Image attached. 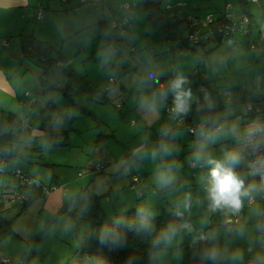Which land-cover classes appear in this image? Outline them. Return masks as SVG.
Returning a JSON list of instances; mask_svg holds the SVG:
<instances>
[{
  "label": "rangeland",
  "instance_id": "obj_1",
  "mask_svg": "<svg viewBox=\"0 0 264 264\" xmlns=\"http://www.w3.org/2000/svg\"><path fill=\"white\" fill-rule=\"evenodd\" d=\"M207 1H215V3L225 4L224 2L226 0ZM229 2L232 5L231 9H229L231 12H241L238 0H229ZM247 8L252 13L253 17H255L251 40L247 37L246 33L241 30H236L229 35V37L235 38L234 33H242L243 35H240L245 37L240 41L242 43V48H238V50H236V46L227 45V42L230 41L227 40L226 42L221 43L222 46L219 45L216 48L212 47L211 51L209 50V52H205L202 56L198 55L197 64L193 65L195 68L193 66L191 67V64H187L183 61V69H181V71L191 81L190 86L196 96L204 98V94L206 92L211 96L212 100L215 101V91L212 87L215 82L225 86L232 85L230 89L235 90L236 92L240 90L242 91L245 86H248V84L253 82L251 80L253 78H244L243 75H252L254 72L258 74V79L256 80L258 81V84H260V87L257 89V93H264V0H258L257 2H253L251 4L249 3L247 4ZM95 15L96 14L92 16L89 10H85V12L74 13L71 16V19L69 18V25L73 22L71 25L75 26V29L70 28L64 32L66 36H69L67 40L69 45L65 46V50H68L67 52H69L70 61L68 62L76 71V75L83 76L90 83L99 87V90H95L94 93L104 97V92L110 88V92H112L111 95L113 97L110 98V100H104L101 98L102 103L99 101L95 102L94 100H90L89 97L90 95L92 96L93 91L76 85L72 90V99L69 100V97L60 93L58 90L60 87H65V76L56 70H52V72L49 73L48 78L54 84V87L48 89L47 92L49 94V100L47 101H49L48 103L52 105L50 107H60L66 114L69 111L75 112L76 115L71 116L72 122H69L68 119L64 118L66 123L65 126H71L74 124L73 126L79 127L83 130V135L79 138L77 134L75 135L76 130H69L72 142L69 146L48 147L45 143H43V140L37 139L38 141H35L34 139L28 137L29 134L26 130H23L21 138H23L22 140L24 142L30 146H37L38 144L42 145L41 151L38 152V154L41 155V160L29 163L26 159L11 156V161L18 162V166L26 171H30V173L28 172L30 176L31 172L36 174L39 169H41L42 172L44 171L46 175L44 176L41 172L40 177L42 181L40 179L39 180L43 185L48 187L49 185L47 182L49 181L48 176L51 174V169L47 167L51 166L50 163L70 164L73 167H81L83 170L82 176L85 177L83 181H88L93 177H97V179L92 182L93 184L91 188L95 189L98 193L104 190L105 181L103 182L101 180V173H95L92 168H96L99 163L100 165L101 163L103 164L104 161L109 162V165L106 167L109 169H107L106 172L113 170L114 173L112 175H105H116L117 179L128 180L130 174H135V176L144 181V185L146 187L143 186L141 190L145 191V196L138 197L139 191L134 190L133 192L134 196L138 198V201L141 200V202H143V205L149 202L152 206H154L159 198L163 199L166 203L171 202L175 206L176 201L179 200L187 191H191L194 197L197 194L202 195V193L199 192V185L197 183V178L201 170L189 166L187 162L189 154L193 150L192 142L195 137L188 133V129L184 125V120L186 118H184L183 121H178L177 119L172 118V105H169L167 108H163L165 115H167V119L170 118V120H163V125L162 122L159 121V124L152 126V128H147L144 124L139 123V121L135 122L136 124L131 123V119H135L133 116H129L124 122L121 117L114 118V116H112V112L110 111L111 108L114 109L113 111H115L117 115L119 113L114 103L118 100V96L116 95L118 94L117 92L120 88L115 93V83H109L108 79L110 77H116L119 80L121 75L122 77H125L124 82L127 81V83L130 82V84H136L138 73L132 72V70L135 71L134 67L137 63L133 60L134 58L131 54L132 52H129V47H127L126 44H122L120 47L115 45V43L110 44L107 39L109 36H105L107 43L104 42L103 37L99 36V30L91 24V19L97 18ZM57 21V25L62 24V17ZM80 23L86 24V27H83ZM128 25L129 23H127V26ZM51 34L52 37L50 38H52L51 44L53 46V50L60 49L63 42L61 38L62 32H58L57 35L55 31H52ZM252 42H254L257 46L253 50L250 49V44ZM244 53L251 55L254 58V63L247 64L246 62H248L249 59L247 61V59L243 58L241 55ZM237 54H239L238 62L235 59V55ZM105 55H107V63L104 62ZM144 66H148L146 61L139 65V73L143 71ZM35 67L32 66L26 70V77H28V81L32 82L33 90L37 88V83L34 81L37 71ZM23 69V67H20L19 71H22ZM138 92H140V90L136 87L135 95ZM135 95L133 97H135ZM92 99L98 100L95 96H93ZM111 100H113V102ZM201 105H203V102H201ZM80 106L86 110H83ZM108 107L110 108L109 110ZM87 110L90 111L86 112ZM192 111L194 113L193 118L196 121L193 124L196 125L200 116L206 113L203 109L198 112L196 104H193ZM93 115H95V118ZM103 118H106L109 123L102 122L101 127H99L97 123L98 121L101 122ZM106 124L109 125L107 126ZM165 124H170L169 126L174 133V137L170 140V142L174 143L179 149L178 153L175 154L174 159L182 165V169L177 174V185L175 187H172L171 190L163 193L158 192V197H153L151 196V191L155 187L152 186L161 188L158 187L154 174L159 162L153 161L151 158H145L139 164L138 168H133L126 172L125 167L128 163V157L133 150L132 147L138 146L139 144L141 146L142 142L145 140L147 141L146 147L148 149L154 147L161 139V137L153 139L155 134L154 132L168 126ZM234 124H237V122L234 121ZM101 136L102 141L100 140L98 143H95V141L91 144L90 142H84L90 138L93 139ZM80 141L83 145H85V149L83 150H80L77 144L81 143ZM219 147L220 146L217 145V151H219ZM0 179L2 181L0 184H9L8 182H10V185H14L16 183V178L12 174H4ZM72 185H74V183ZM56 188H58V186L54 184L51 186V189L46 197L37 196L34 198L32 202H29L26 209L20 215H16L17 211L15 210H10L7 213L6 217L13 218V229L21 234L27 235L26 239L29 241L30 245L27 247L28 251L24 253V258L28 264H65V260L68 262L73 257H77L75 250L80 246H84L83 244L88 240V227H85L76 237L73 230L69 227L70 222L68 214H66L67 212L65 211L60 213V215H56L64 208V201L68 200L76 191L71 194L67 189L69 188L68 186H60L58 189L59 193L62 194L61 197L63 201H60L58 204L56 203L54 207H45L44 202L51 193L56 191ZM73 188H75V186ZM101 198L104 199V196L102 195L100 200ZM108 216H112L111 213H108ZM190 220L196 228H200L203 224L207 223L204 210L195 204L192 208ZM220 222L221 220L219 214H216L211 221L213 226H218ZM176 237H180L181 240L185 239L182 235L178 234L172 238V240ZM187 240H191V237L188 236ZM164 251L165 256L161 259L162 262H167L169 264H181V250H178L177 252L174 248ZM63 257L67 259L61 261ZM23 259H18V262H22ZM84 264H94V262L90 259V257H87L84 260Z\"/></svg>",
  "mask_w": 264,
  "mask_h": 264
},
{
  "label": "crops",
  "instance_id": "obj_2",
  "mask_svg": "<svg viewBox=\"0 0 264 264\" xmlns=\"http://www.w3.org/2000/svg\"><path fill=\"white\" fill-rule=\"evenodd\" d=\"M143 1L144 0H0V116H3V114H6L8 112L16 115L20 118L23 124V130H26L28 132V137L34 139L35 141L43 140V143H45V140L43 139V132L45 129H48L50 127L52 129H66L68 130V134L70 132L69 130H76L75 135L77 134L79 138L83 135L82 129L73 126L74 124L71 126H65V119L61 120V116H56L55 112L57 111V109L62 110V108H57L56 106V108L50 107L51 104L48 103L49 101H47L49 100V94L47 92L48 89H44V87L40 85L39 80H37L40 75L39 68L37 66L35 67L33 62H31L30 60L22 58L23 39H28L33 42V45L37 41L46 43L50 46L53 54L59 52L63 56V58L66 57L68 61H70L69 52H67L68 50H65V46L69 45V42L67 41L69 36H66L64 32L65 30L70 28L75 29V26L71 25L73 24V22L69 25V18L71 19V16L74 13L76 14L78 12H85V10H89L92 16L96 14L95 16L97 18H92L91 24L99 30V36L103 37L104 42L107 43L108 39V42L110 44L114 43V40L111 37L113 28L111 27L110 22H113V20L115 22H121L125 18L128 19L127 22L129 23V25H126L125 30L123 32H119L117 30L116 32L120 37V45L126 44L127 47H129V52H132L131 54L133 55V60L137 63V65L134 67L135 71L132 70V72L139 74V65L146 61L148 66L165 73V75L161 77V83L171 78L172 75L175 74V72H182L181 69H183V61L187 64H191L192 67L194 64H197L198 55L202 56L205 52H209V50L211 51L212 47L216 48L217 46L221 45V43H224L227 40H230L229 42H227V45L236 46V50H238V48H242V43L240 41L245 37L242 36V33H240L242 35L234 33L235 38H231L228 36L219 43H216L215 40L211 39L208 42L202 43L203 45L194 46L192 49H183L178 52L172 53L169 46H167L168 44L165 40V33H163V30L157 26H154L147 18L145 10L143 9ZM167 2L171 4L182 3L179 8L184 15H192L200 18L207 14L218 17L225 12V6H223L225 4L215 3V1L161 0L160 7H165V4ZM226 2H229V0H226L224 3ZM123 3H127L129 5V8L124 9V7L122 6ZM235 14L239 16L240 12H235ZM61 17L62 24H60V28V25H57L56 22H58L57 20H60ZM80 24L83 27H86V24ZM52 31H55L57 35L58 32H62L61 38L63 42L60 46L61 48L58 50H53V46L51 44L52 38L50 37H52ZM252 34L253 33L250 34V40L252 38ZM105 36L109 37H106L107 39H105ZM252 44L253 48L250 47V49L253 50L257 46L254 42H252L250 46ZM241 55L243 58H246L247 61L249 59V61L246 62L247 64L254 63V58L248 53H244ZM235 56V59L238 62L239 54ZM68 61L66 63L71 66ZM32 66L37 69V71L35 70L36 78L34 80L35 83H37V88H34L35 90L32 89V82L28 81V77H26V70ZM20 67H23L24 69L22 71H19ZM193 67L195 68V66ZM254 74H246V76L243 75L244 78H253L251 80L254 83L251 82L250 84H248V86H245L242 91L240 90L236 92L235 90L230 89L232 85L225 86L215 81L214 86H212L214 88L213 90L215 91V111L224 113L225 109H227L228 112L233 113V115L228 116V122L230 125H233L234 121H236L237 124H239V128L241 129L242 124L247 119V111L243 104L248 100H253L256 98L264 99V93H257V89L260 87V84H258V81L256 80L258 79V74L255 72ZM124 78L125 77H122L120 75L118 82L114 84V86H116V89L114 90L115 93L120 88L117 92L118 94L116 95L118 96V100L114 103L119 113L117 115L115 111H113V108H111L110 110L114 118L121 117L122 121L124 122L126 118H128L129 116H133L135 117V119L132 118L131 123L136 124L135 122L139 121V123L144 124L147 128H152V126L159 124V121L162 122L163 120H170V118L167 119V115H165L163 108H167L169 107V105H172L171 96H169L167 101L162 104L158 102V111L148 112L140 107V92L135 95L137 85L135 83H127V81L124 82ZM95 87H97L96 90H99V87L97 85ZM154 87L158 86L154 85ZM110 90L111 89L109 88L106 92H104V97L98 95L97 93H94V90L92 96H89L90 100H94L95 102L99 101L101 103V98H103L104 100H110V98L113 97ZM134 95L135 97H133ZM93 96H95L98 100L92 99ZM33 97L35 98V100H32ZM199 98L200 101L203 102V97L199 96ZM111 101L113 102V100ZM109 109L110 108L108 107V110ZM193 115L194 113L193 111H191L184 120V125H186L187 123L196 122L193 118ZM93 116L95 118V115ZM197 121L199 122V120ZM102 122L109 123L106 118H103L101 122L98 121L97 125L101 127ZM165 125H168L167 127H170V124ZM159 130H156L154 132L155 134L153 139L160 137ZM95 139L96 138H90L88 140H85L84 142H90L91 144L93 141H95ZM6 144L9 143L7 142ZM77 144L80 150L85 149V145H83L82 142ZM38 145L40 146L41 150L42 145ZM15 146L20 150H23L25 146L32 147L23 140L20 144ZM139 146L140 144L138 146H133L132 149L134 150ZM13 163L17 164L18 162ZM50 164L51 166L47 167L51 169V174L50 176H48L49 181L47 182L49 186H53L54 184L58 186V188H60V186H68L69 188L67 189L71 194L76 191L71 196L73 197L80 188L88 185V188H90L92 192L97 195L104 196V199L101 198V200H99L102 208L105 210V213L107 215L108 213H111L112 216L120 214L123 211L133 207H142L148 209L149 211H152L151 214L154 215L160 213L162 210L171 209V207L174 206L173 203H166L163 199L159 198L157 199V203L154 206H152L149 202L143 205V202H141V200L138 201V198L135 197L133 193L135 189L132 188L131 178L135 174H130L128 180L117 179L116 175L109 176L114 173L113 170H110V172H106L107 169H109L106 168L107 165H109V162L104 161L103 164L101 163L102 167L100 171L97 172L101 173V180L103 182L105 181L104 190H102L100 193L91 188L93 184L92 182H94L97 177H93L88 181H83L85 177L82 176L83 170L80 166V168H78L73 167L70 164L67 165L53 162ZM93 169L94 168H92V170ZM28 172L30 173V171ZM41 172L42 170L39 169L36 174L31 172V175L41 180ZM42 173L44 176L46 175L44 171ZM139 181L140 189H142L143 186H145L144 181L141 179H139ZM73 183L74 185H72ZM74 186L75 188H73ZM152 187L155 188L151 191V196L156 197L159 192L158 190L161 188H156V186ZM58 188H56V191L51 193L47 197L46 201L44 202L45 207H54L56 203L58 204L60 203V201H63L61 197L62 194L59 193ZM141 191L142 195L139 196L138 194V197L145 196V191ZM70 228L72 230V227ZM13 230L14 233L8 236L0 244V258H7L11 262H17L18 259L24 258V253L28 251L27 247H29L30 244L26 239L27 235L21 234L15 229ZM186 240L187 238L181 240L180 237H176L175 239L170 241L167 244V247L158 251L156 264H169L167 262L161 261V259L165 256L164 250H171L175 248L177 252L178 250L182 251V247H180L179 245H181ZM83 245L84 246H80L75 250L76 254L86 246V242ZM85 258H87V256ZM65 259L67 258L63 257L61 261ZM75 259L76 257H73L69 261L72 262ZM66 261L67 260H65V263ZM25 264H28L26 263V260Z\"/></svg>",
  "mask_w": 264,
  "mask_h": 264
},
{
  "label": "clouds",
  "instance_id": "obj_3",
  "mask_svg": "<svg viewBox=\"0 0 264 264\" xmlns=\"http://www.w3.org/2000/svg\"><path fill=\"white\" fill-rule=\"evenodd\" d=\"M104 62L107 63V55ZM164 75L163 71L144 66L136 80L140 107L148 112L158 111V102L162 104L171 96V115L178 121L188 116L193 104L198 112L203 109L206 113L195 127L188 129L195 139L187 162L201 170L197 183L202 195L194 197L187 191L176 201L173 215L181 223H169L154 238L152 247L166 246L176 235L183 234L191 237L194 258L199 264H264V121H253L243 129L230 125L228 116L233 113L227 109L224 113L216 112V104L206 92L201 105L186 75L177 71L161 83ZM66 115L76 113L69 111ZM159 135L161 139L151 149L146 147L145 140L131 152L125 171L138 168L145 158H151L159 162L154 173L158 187L167 188L177 183L182 165L174 159L179 149L170 142L174 137L172 129L161 128ZM194 204L204 210L207 218L200 228L190 220ZM216 214L221 222L213 226L211 221ZM151 215L148 209L139 208L134 219L114 221L111 228L102 227L100 244H122L125 237L121 229L136 234L151 232Z\"/></svg>",
  "mask_w": 264,
  "mask_h": 264
},
{
  "label": "trees",
  "instance_id": "obj_4",
  "mask_svg": "<svg viewBox=\"0 0 264 264\" xmlns=\"http://www.w3.org/2000/svg\"><path fill=\"white\" fill-rule=\"evenodd\" d=\"M238 1V5H240V13H243L246 17H248L249 22L248 28L246 29V35L247 37H250V34L253 32L252 28L254 27V17H252V13L247 8V4L249 3L245 0ZM160 3L161 0H144L143 9L145 10L146 16L151 23L162 29L163 33H165V40L168 44L167 46H169L172 53L183 49H192L196 45H203L201 43L191 44L188 41L187 33L189 32V25L186 17L180 16L174 12L175 10L173 9L167 10L164 7L161 8ZM214 19L215 21L211 24L214 35L212 39L215 40L216 43H219L229 35L225 36L222 33H219L217 31L218 28L222 24H231V22L236 18L227 19L225 18L224 13H222L218 17L214 16ZM116 31V29H113L111 37L114 40L115 45L120 47V37L117 35L118 33ZM22 50V58L30 60L39 68L40 75L38 80L44 89H51L54 87L48 78V75L52 72V70H56L65 76V87H60L58 90L60 93L69 97V100L72 99V90L76 85L81 86L84 89H89L90 91L97 89V87H95L96 85L90 83L83 76L76 75V71L68 63H66L68 59L66 57L63 58L59 52L53 54L50 46L46 43L37 41L33 45L31 40L23 39ZM80 108L86 110L81 106ZM86 112L89 111L87 110ZM55 114L56 116H63L68 119L69 122H72L71 117H68L61 109H57ZM191 124L193 123H187L185 125L187 129ZM22 127L23 124L20 118L16 115L8 112L3 114V116H0V155L7 154L9 157L14 156L20 159H26L29 163L38 162L41 160V155L38 154V152L41 151L39 145L32 147L25 146L23 150H20L15 146L20 144L22 141ZM102 136L96 138L95 143L100 142ZM43 137L45 144L48 147H65L71 144V138H69L70 136L68 134V130L66 129H52L50 127L44 130ZM7 142L9 144H6ZM100 169L94 168L93 171L97 173ZM2 177L3 176L0 175V178ZM0 182H2L1 179ZM139 185L140 181L134 189L140 191L138 194L141 196L142 191ZM9 186L11 185L0 184V189H4ZM175 186L176 184L167 188H161L158 191L163 193L171 190L172 187ZM88 187L89 186L87 185L80 188L73 197L64 201V208L56 214L60 215V213L65 211L67 212L66 214H68V219L71 224L70 227H72L76 237L85 227L89 228V236L87 237L88 240L86 242V246L82 248L83 256L81 258L76 257L74 261H68L65 264H84L85 256L90 257L94 264H156L158 251L164 249L167 245L161 248H153L152 243L154 238L166 229L169 223H181V221L173 215L175 207L172 206L171 209L162 210L158 214L151 215V223L153 225V230L151 232H141L140 234H136L135 232L121 229L120 231L125 237L122 244L119 246L101 245L99 242V235L102 227L107 226L111 228L114 221H128L134 219L137 209L139 208H129L120 214L108 216L100 204L99 199L101 196L92 192ZM37 196L40 195H32L29 200L25 202L24 207L16 212V215H20L26 209L29 202H32V200ZM7 213L8 212L0 211V244L8 236L14 233V230L12 229L13 218L6 217ZM179 235H182L184 238L188 237V235ZM179 246L182 247V258L180 259L181 264H199L198 259L194 258V249L191 246V240H186ZM0 263L4 262L0 261ZM4 264H18V261L11 262L9 260Z\"/></svg>",
  "mask_w": 264,
  "mask_h": 264
},
{
  "label": "built area",
  "instance_id": "obj_5",
  "mask_svg": "<svg viewBox=\"0 0 264 264\" xmlns=\"http://www.w3.org/2000/svg\"><path fill=\"white\" fill-rule=\"evenodd\" d=\"M245 1L251 4L253 2H257L258 0ZM230 4V2H226L224 5L225 18L233 19L235 17L236 19L233 20L229 25L222 24L217 31L225 36L230 35L236 30H241L246 33V29L249 22L248 17H246V15L243 13H240L238 16L234 12H231L229 9H231L232 5ZM122 6L124 7V9L129 8V5L127 3H123ZM179 6H181L180 3L171 4L167 2L164 8H166L167 10L173 9L175 10L174 12H176L180 16L186 17V20L189 25V32L187 33L188 41L191 44H202L210 41L214 37L211 28L212 22L215 21L214 16H212L211 14H207L200 18L192 15H184L180 11ZM127 21L128 19L125 18L121 22H115L113 20V22L110 23L113 29H116L119 32H123L128 23ZM251 48H253V44L251 45ZM108 81L109 83H117L118 78L110 77ZM32 100H35V98L33 97ZM243 105L245 106L247 111V119L242 124V129L253 121H264V99L256 98L253 100H248ZM192 127H195V124H191L188 129ZM188 133L190 132L188 131ZM137 148L139 147H136L135 149ZM101 167L102 165L98 164L96 166V169H100ZM4 174H12L16 178V183L4 189H0V211H18L24 207L25 202H27L32 195L39 194L40 196L46 197L51 189V186L48 187L46 185H43L38 178H35L32 175L30 176L28 171L22 169L20 166H17V164L13 163L7 154L0 155V175L3 176ZM131 182L132 188L134 189L139 183V178L134 175L131 178ZM138 193H140V191ZM0 261L7 263L9 259L0 258ZM18 264H25V261L22 260V262L20 261L18 262Z\"/></svg>",
  "mask_w": 264,
  "mask_h": 264
},
{
  "label": "water",
  "instance_id": "obj_6",
  "mask_svg": "<svg viewBox=\"0 0 264 264\" xmlns=\"http://www.w3.org/2000/svg\"><path fill=\"white\" fill-rule=\"evenodd\" d=\"M82 256H83V251H82V250L78 251V253H77V257H78V258H81Z\"/></svg>",
  "mask_w": 264,
  "mask_h": 264
}]
</instances>
